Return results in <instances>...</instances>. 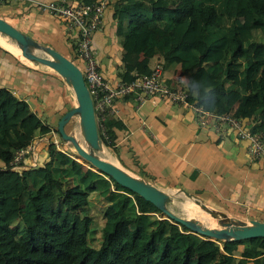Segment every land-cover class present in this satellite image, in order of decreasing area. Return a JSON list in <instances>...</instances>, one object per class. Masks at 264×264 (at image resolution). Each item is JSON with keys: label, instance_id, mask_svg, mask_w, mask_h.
Wrapping results in <instances>:
<instances>
[{"label": "trees", "instance_id": "trees-1", "mask_svg": "<svg viewBox=\"0 0 264 264\" xmlns=\"http://www.w3.org/2000/svg\"><path fill=\"white\" fill-rule=\"evenodd\" d=\"M112 17L122 81L148 73L160 54L163 68L176 65L185 75L189 101L252 117L250 130L264 133V0H114ZM103 125L108 138L99 129L98 138L116 152L115 131L126 125L107 112ZM50 129L0 86V264H264L263 235L219 243L198 236L107 173L73 167L51 144L34 166L10 167L16 149ZM91 192L104 200L96 243L89 240ZM17 217L20 234L10 227Z\"/></svg>", "mask_w": 264, "mask_h": 264}, {"label": "crops", "instance_id": "crops-1", "mask_svg": "<svg viewBox=\"0 0 264 264\" xmlns=\"http://www.w3.org/2000/svg\"><path fill=\"white\" fill-rule=\"evenodd\" d=\"M113 1L106 0L102 24L93 33L92 40L99 66L110 79L118 77L121 70V46L112 17ZM0 16L28 37L27 46L38 48L28 47L31 51L42 52L46 47L60 53L67 48L71 50L72 35L61 18L14 1L0 5ZM157 55L160 54L153 56ZM176 72H179L176 65L163 70L171 81ZM180 75L185 80V75ZM0 86L24 99L50 128L56 126L60 115L73 101L70 87L59 73L48 65L25 58L19 45L1 32ZM156 100L146 99L141 105H136L133 96L118 100L117 116L124 121L126 129L115 131L117 151L114 154L122 158L130 147L138 162L137 169L151 175L156 184L166 182L177 187H167V190L180 189L213 209L217 206L237 211L226 212L229 215L239 217L247 212L249 219L264 220V155L259 159L250 158L245 141L232 131L218 133L202 127L190 109Z\"/></svg>", "mask_w": 264, "mask_h": 264}, {"label": "built area", "instance_id": "built-area-1", "mask_svg": "<svg viewBox=\"0 0 264 264\" xmlns=\"http://www.w3.org/2000/svg\"><path fill=\"white\" fill-rule=\"evenodd\" d=\"M8 1L24 2L28 7L56 16L64 21L66 30L72 35L70 39L72 55L79 64L73 62L81 71L92 101L96 126L104 137L108 138L106 127L103 125L105 113L118 115L120 111L118 100L123 95L132 93L136 105H141L146 99L151 101L157 99L161 102L178 104L186 109L190 108L198 125L218 133L230 130L234 136L245 141L246 152L250 158L259 159L264 154V133L250 130L254 121L252 117L249 119L238 118L231 112L216 114L190 102L187 99L186 85L168 81L163 75L161 56L153 57L149 61L148 73L135 75L127 82L122 81L119 77L110 79L102 75L98 68L97 50L92 40L93 33L102 24V12L106 0H0V5ZM47 134L45 139H48V142L46 144H51L56 150L73 158V154L65 150L67 148L65 142L63 139L61 140L56 129L51 128ZM44 135H38L35 139H41ZM35 139L24 148L14 151L11 168H27L22 164L25 163L26 154L33 158L32 153H34L35 143H37Z\"/></svg>", "mask_w": 264, "mask_h": 264}, {"label": "water", "instance_id": "water-1", "mask_svg": "<svg viewBox=\"0 0 264 264\" xmlns=\"http://www.w3.org/2000/svg\"><path fill=\"white\" fill-rule=\"evenodd\" d=\"M0 32L12 38L19 45L20 52L25 58L50 66L69 82L77 103L60 115L56 122V129L60 137L69 141L75 152L83 159L87 160L95 168L110 175L119 184L128 187L145 199L151 201L163 212L162 218L179 222L185 225L188 231L198 236H206L211 240H215L217 243L224 239H236L256 235L264 236V220L251 218L249 219V223H247L246 220L232 215L231 217L237 220L238 224L231 225L229 221H221L220 227H213L200 225L198 219L193 216L178 215L164 206L167 190H161L138 176L128 174L122 168L83 147L73 134L66 132L63 128V125L67 122L69 117L74 112H77L84 139L91 148L94 149L98 147L99 141L92 101L78 66L68 57L52 47H46V50H43L44 52L42 51L44 54L31 51L27 46L29 43L28 37L1 16ZM202 206L206 205L202 203ZM209 208L213 210V208ZM222 214L226 216V213L222 212Z\"/></svg>", "mask_w": 264, "mask_h": 264}, {"label": "rangeland", "instance_id": "rangeland-1", "mask_svg": "<svg viewBox=\"0 0 264 264\" xmlns=\"http://www.w3.org/2000/svg\"><path fill=\"white\" fill-rule=\"evenodd\" d=\"M1 35L5 36L4 33H1ZM256 39L258 40L259 36H256ZM28 47L30 49H38V48L32 47V46H28ZM43 52L40 51L38 53L44 54ZM62 53L65 54L70 59H72V61H74L76 64H79L77 59H75L73 57V55L71 54V50L69 48H67L66 52L63 51ZM173 74H174V75H172L173 81H171V80H169V81L176 83V84L177 83L180 84V83H182V81L183 82L185 81L184 77L181 78L182 76L180 74H182V73L176 72ZM66 83L70 87V90H69L70 93H72L71 100L73 99V101L70 103V106L72 107L73 105H76L77 102L75 100V97H74V94H73V91L71 89L69 82L66 81ZM63 128L66 132L73 134L75 136L76 140L86 149L92 151L96 155H99V156L105 158L106 160H108L114 164H117L119 166L124 167L128 171L132 172L133 174H135L136 176L145 180L146 182L153 184L154 186L158 187L159 189L166 191L167 187H171V186L174 187V185L168 184L166 182L160 183L158 181H157V184H158L157 185L154 178H152L150 175H147V174L140 175L137 172L138 162L136 161V159H134V154L131 153L132 149L130 147H129V149L126 148V149H128V151L126 150L128 153L123 155L122 158H119L117 155H115L112 147L105 145L99 138H98V141H99L98 147L94 148V149L91 148L83 137V132H82V128L80 125V121H79V117H78L77 112H74L69 117L67 122H65V124L63 125ZM47 136H48V134H45L44 137H41V139H35V141L37 143H35V148L33 151L34 153H32L33 158L30 157L28 154H26V158L24 159L25 163L22 164V166L28 167V166L34 165L38 162L39 155L44 154V152L46 151V145H47L46 142H48V139H45V137H47ZM63 141L65 142V146L67 147L65 150L68 151L69 153L73 154V164H72L73 167L81 166L84 168L90 167L92 169H95V167L92 164H90L87 160L83 159L80 155H78L75 152L73 146L71 145V143L69 141H66L64 139H63ZM53 149L56 150L55 148H53ZM130 150H131V152H130ZM22 169H23V167H22ZM174 188H177V187H174ZM174 188L167 190L166 197H165V201H167V207L170 210H172L173 212H175L176 214H179L181 216H186V215L189 216V214L191 212L197 216L203 215V216H205L203 218L197 217V216L195 217L198 219V222L201 225L213 226V227H220L221 226V222L218 221L214 216L212 217V215L209 214L210 212H208L206 210L208 213V215H207L206 213L202 212L196 205L193 204L194 201H199L196 197H193L187 193H184L180 189H174ZM89 202H90V212H91V217H92L91 233L89 235V240H90V242L96 243L99 239V230H100V226L102 223L100 207L104 203V200L101 197H99V195L97 193L91 192V194L89 196ZM201 203H203V202H201ZM214 208L216 210H220V212H223V213H226V212L237 213V211L234 210L233 208L232 209H227V208L222 209V208H219L217 206H214ZM239 212L241 213V211H239ZM229 213H226V214L231 217L232 215H229ZM239 217H241L242 219H245V220L249 219V213L243 212V213H241V215ZM171 222L176 224V222H174V221H171ZM177 226H179L178 223H177ZM10 227L14 233L20 234L21 228L23 227V221L20 219V217H17L16 219H14L12 221ZM241 247H242V245L239 244L238 248L233 251V254L235 256H238L239 250L241 249Z\"/></svg>", "mask_w": 264, "mask_h": 264}, {"label": "bare ground", "instance_id": "bare-ground-1", "mask_svg": "<svg viewBox=\"0 0 264 264\" xmlns=\"http://www.w3.org/2000/svg\"><path fill=\"white\" fill-rule=\"evenodd\" d=\"M103 158V157H102ZM105 159V158H104ZM108 161V160H107ZM110 162V161H109ZM112 163V162H111ZM114 164V163H113ZM115 165H117V164H115ZM118 167H120V168H122L124 171H126L128 174H130V175H134V176H136L135 174H133L132 172H130V171H128L127 169H125L124 167H122V166H119V165H117ZM193 204L194 205H196L202 212H204V213H206L207 215H208V213H207V211L208 212H210L209 214H211L212 215V217L214 216L218 221H229V223L231 224V225H235V224H238V221L237 220H235V219H233L232 217H230V216H228L227 214H226V216H223V214H222V212H220V211H218V210H216V209H213V210H211L210 208H209V206L207 207V206H202V203L201 202H199V201H194L193 202ZM207 210V211H206ZM189 216H193V217H196L197 215H195V214H193L192 212L189 214ZM197 217H201V218H203V217H205V216H197ZM245 220V219H244ZM246 222L247 223H249V219H246ZM201 225V224H200Z\"/></svg>", "mask_w": 264, "mask_h": 264}, {"label": "clouds", "instance_id": "clouds-1", "mask_svg": "<svg viewBox=\"0 0 264 264\" xmlns=\"http://www.w3.org/2000/svg\"><path fill=\"white\" fill-rule=\"evenodd\" d=\"M21 3H24V2H21ZM24 4H26V3H24ZM27 5V4H26ZM157 56H161L162 57V55H157ZM157 56H152L150 59H149V61L153 58V57H157ZM67 57V56H66ZM69 58V57H68ZM70 59V58H69ZM162 59H163V57H162ZM71 60V59H70ZM72 61V60H71ZM149 63V62H148ZM163 65V64H162ZM148 67H149V65H148ZM164 69V68H163ZM164 75V74H163ZM167 78V77H166ZM168 80V79H167ZM169 81V80H168ZM185 83H186V81H185ZM184 83V84H185ZM186 85V84H185ZM190 102H192V101H190ZM54 129H56V126L55 127H53ZM56 131H57V129H56ZM58 132V131H57ZM97 132H98V128H97ZM59 134V133H58ZM98 134V133H97ZM62 139V138H61Z\"/></svg>", "mask_w": 264, "mask_h": 264}]
</instances>
